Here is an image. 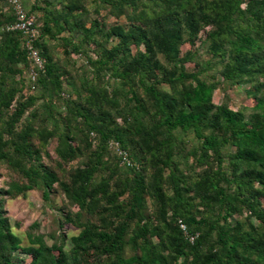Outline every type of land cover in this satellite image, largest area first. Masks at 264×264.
<instances>
[{"label": "trees", "instance_id": "obj_1", "mask_svg": "<svg viewBox=\"0 0 264 264\" xmlns=\"http://www.w3.org/2000/svg\"><path fill=\"white\" fill-rule=\"evenodd\" d=\"M89 1L125 24L87 19L82 0L25 10L43 61L34 80L8 0L0 10V163L19 179L0 187V264H264V0ZM49 39L90 71L74 78ZM210 68L248 87L250 109L213 103ZM51 140L61 164L80 161L66 179L42 162ZM54 184L70 205L58 227L79 233L67 251L62 235L49 246L28 233L22 246L5 199L41 188L46 201Z\"/></svg>", "mask_w": 264, "mask_h": 264}, {"label": "rangeland", "instance_id": "obj_2", "mask_svg": "<svg viewBox=\"0 0 264 264\" xmlns=\"http://www.w3.org/2000/svg\"><path fill=\"white\" fill-rule=\"evenodd\" d=\"M23 1L24 8L26 11H28L34 0ZM82 1L88 11L87 19L91 20L93 18H96L102 20L107 25L125 24L124 17L116 19L107 14V10L103 8L99 9V15H97L94 12L95 6L91 4L89 0ZM0 10L3 13L9 12V9L6 6L4 0H0ZM34 15L36 18L41 17L40 12H36L34 13ZM199 44V40H197L196 45L198 46ZM46 45L48 47L50 55L53 58V61L58 63L61 67L69 70L74 78H78L79 76H81V74L90 71L86 60L82 55H71L69 58H66V56L63 54L62 44L59 40H46ZM190 49L191 51H193V49L195 50L197 49V47L194 48L190 47V45L188 44H184L181 47V53H184ZM91 56L94 58L92 53ZM207 57V54L202 51L198 56L195 57V60L199 62L201 60L207 59ZM185 67L188 71H193L194 63H186ZM209 74L215 75V82H220V85L216 87L213 93V103L215 105L226 104L231 110L234 111L240 108L250 109L252 101L249 98L250 96L246 93V90L248 88L247 86L228 87L227 84H224L222 82V78L217 73H215L214 69L210 68ZM208 81L213 82L211 79H208ZM68 90L69 89L65 87V91L67 92ZM64 98L66 99L67 96ZM40 104H42V102L38 101L35 104V107L38 108ZM55 106L59 108V110L61 111L60 114L61 116H63L64 111L62 109L63 105L61 101L55 99ZM185 139L189 141L188 144L193 143L191 140V135L187 136ZM55 146L56 140H51L48 145L41 149L42 162L46 166L51 167L53 170H55L60 179H63L64 177V179H66L70 170L78 166L80 161L76 159L75 161L69 162L68 164H61L54 152ZM109 146L111 147V149H113V151H116L117 155L119 154L120 151L118 150L117 144L110 143ZM226 150L233 151L232 148ZM0 173L2 175V177L0 178L1 188H7L8 183L11 182V180H19L17 175L12 172L11 169H8L4 163H0ZM146 205L148 213L150 214L151 204L148 198H146ZM4 209L6 211V216L8 217L12 225V231L21 239L22 246H28V241L26 238V235L28 233L43 236L44 241L49 246L58 243V241L60 242V237L63 236L65 249L67 251L70 248V238L72 236H76L80 231L69 224L64 225L62 229L58 227V222L61 221L62 215L64 213H67L70 209V205L65 198L62 190L59 188L58 184L53 185V190L50 192L48 200L46 201L42 196V189L37 188L29 191L24 197L18 196L15 198H6L4 202ZM92 222L97 226H99L100 224L98 218L96 217L92 219ZM154 241H156V239H154ZM124 251V253L128 255L130 252L129 247H125ZM83 256L86 257V255ZM88 256L92 257L93 254L89 253ZM89 260L88 262H90Z\"/></svg>", "mask_w": 264, "mask_h": 264}, {"label": "built area", "instance_id": "obj_3", "mask_svg": "<svg viewBox=\"0 0 264 264\" xmlns=\"http://www.w3.org/2000/svg\"><path fill=\"white\" fill-rule=\"evenodd\" d=\"M9 4L13 8L15 22L8 27V30L19 31L23 35V46L28 51V56L32 61L34 69L29 73V78L34 80L38 70L43 69V61L38 54L36 48H34L33 42L38 36L37 26L35 24L34 16H29L23 6V0H8ZM122 156V164H129L126 159V155L123 152H119ZM182 231H186L185 225L180 224ZM190 241H193V237H190Z\"/></svg>", "mask_w": 264, "mask_h": 264}]
</instances>
